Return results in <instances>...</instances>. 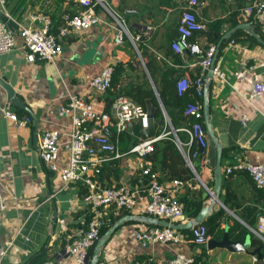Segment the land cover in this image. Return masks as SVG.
<instances>
[{
	"label": "crops",
	"instance_id": "obj_1",
	"mask_svg": "<svg viewBox=\"0 0 264 264\" xmlns=\"http://www.w3.org/2000/svg\"><path fill=\"white\" fill-rule=\"evenodd\" d=\"M86 1L88 0H6L5 10L10 20L16 24V44L9 52L0 55V74L7 77L33 115L21 108L13 110L19 117H30V121L24 126H17L0 115V193L5 202V209L0 215V246L7 240L11 242L8 254L1 264H29L30 259L43 249L44 260L35 264H78L72 257L59 253L62 252L66 232L82 226L90 215V207L83 199L86 187L75 182L63 188L59 174L49 171L41 163L38 156L39 145L34 142L33 135L37 131L39 139L47 129L66 132L70 126V117L58 112V107L66 99L62 94L81 92L86 86V77L99 73L104 64H124L118 87L143 79L144 74L137 68L136 56L130 44L125 42L121 46H115L112 43L113 31L109 26L111 20L102 10H97L101 22L62 38L63 52L53 62L38 58L28 61L25 58L18 33L19 24L30 23V14H45L50 17L52 30L57 34L60 15L63 12L76 13L85 9ZM255 1L259 0H203L196 8V13L205 29L196 32L194 39L202 46L217 44L220 37L235 26L232 22L237 25L249 21L253 29L256 25L264 32V9L261 13L242 15L244 8ZM109 2L116 9L126 6L136 8L138 12L127 17L129 30L138 33L146 25L153 26L149 46L166 59H174L179 64L178 67H172L164 60H156L145 49V62L148 66L157 68L156 78L160 75V68L167 67L179 70L176 78L184 74L192 77L200 72L198 66H191L196 59L193 55L186 52L180 57L170 47L177 37L180 0ZM0 17L6 18L2 13ZM219 20L223 21L216 27ZM32 23L40 24L37 20ZM247 34L249 33L243 29H236L229 38L222 40L215 63L225 74L226 81H211L210 85V117L214 133L222 146V170L233 163L235 157L250 163L264 162V92L251 103L244 99L253 84L263 79L264 45L258 40L259 44H252ZM224 40L227 41L223 42ZM241 66L253 69L245 79L237 81L233 72ZM0 94L5 99L1 88ZM106 95L107 92L99 94L91 91L87 98L105 106L103 98ZM243 115L248 118L245 124L241 122ZM61 140L66 141L67 136L62 135ZM65 151L63 147L62 152ZM134 163L135 157L127 156L114 164H106L108 168L102 174L103 184L132 180ZM195 163L198 164L201 180L211 188L214 183L213 170L207 164L202 165L200 159ZM183 181L186 183L177 193L181 201L204 200L208 196V192L195 177ZM225 198L226 204L223 202ZM219 199L225 215L219 228L209 238L219 240L227 232L229 239L239 240L247 252H231L224 248L208 249L206 244L194 246L188 243L166 245L148 242L142 245L135 239L136 230L156 224L136 219L127 220L118 226L103 247L97 264H165L177 252L194 254V258L201 256V260L208 264H254L250 252L256 249L261 254L264 252V244L250 230V227L256 226L257 216L263 206L260 192L254 188L246 173L234 172L226 176L222 172ZM54 205L57 210L55 223ZM123 214L128 215L120 212L119 216L122 217ZM183 215L180 222L192 218L184 212ZM251 236L259 240L257 246L251 245Z\"/></svg>",
	"mask_w": 264,
	"mask_h": 264
},
{
	"label": "built area",
	"instance_id": "obj_2",
	"mask_svg": "<svg viewBox=\"0 0 264 264\" xmlns=\"http://www.w3.org/2000/svg\"><path fill=\"white\" fill-rule=\"evenodd\" d=\"M202 3L203 0H180L181 13L176 27L177 37L170 44L174 53L180 57H183L186 52L193 55L196 59L191 66H198L200 69L194 79L188 74L176 78L178 93L182 94L189 87H193L196 95L200 97H203L205 75L210 69L216 51L214 43L202 46L197 39L191 40L196 32L205 29L203 23L198 21L196 13V8ZM5 4L6 0H0V13L9 20ZM85 4L86 8L79 12H63L60 15L61 24L57 34L51 31L49 16L41 13L30 14V23L18 25L25 58L28 61L38 58L53 62L63 52L62 38L101 22L102 19L97 10H102L111 20L109 26L113 31L112 43L115 46H121L128 42L134 50L137 64L147 74L149 83L157 96L164 122L154 137L144 140L137 138L138 141L128 149H121V135L126 132L127 122L140 121L142 127H147V108L128 96L119 95L106 111L101 102L87 98L91 91L104 94L111 88L116 63L108 62L99 73L87 76L86 86L81 92L62 94V97L66 99L58 107V112L70 117V126L64 133L58 129L44 130L38 139V156L49 171L59 174L63 188L75 182H80L86 187L83 199L90 207V219L83 222L82 226L66 232L62 252L59 253V255L72 257L78 264H84L89 248L99 237L100 228L110 221V214L117 216L120 212H126L162 219L169 223H181L184 217V204L177 193L186 182L178 178L161 181L159 173L152 169L151 162L147 159V156L154 151L155 144L169 138V134H172L171 139L176 144L186 166L205 190L209 191L195 166L198 159L202 165H206L207 133L202 124V102L188 103L184 114L192 117L194 121L175 128L150 77L143 51L148 49L156 60H164L172 67H178L179 64L174 59H166L149 46L148 40L151 38L153 26L146 25L138 33H132L129 30L127 17L136 14L138 12L136 8L126 6L116 9L110 5L109 0H88ZM263 9L264 0L255 1L244 8L242 15L250 16L252 12L261 13ZM34 20L39 21L40 24H33ZM15 44L14 31L0 17V55L9 52ZM262 66L264 79V60ZM252 69L249 66H241L233 72V76L237 81L243 80ZM211 71L212 81H226V76L217 63H214ZM263 79L256 81L248 91L244 98L247 102L251 103L264 92ZM0 115L10 119L17 126H24L30 121L27 115L19 117L10 108V104L2 94H0ZM247 119V116L243 115L241 122L245 124ZM167 127L168 131H166ZM179 131L185 134V139L179 138L177 134ZM62 135L67 136L64 142L61 140ZM193 144H195L194 149H192ZM63 147L65 152H62ZM200 148L203 151H200ZM131 155L135 157L133 179L111 185L103 184L100 178L102 167ZM222 172L226 176L234 172L246 173L254 188L260 192L263 206L257 216L256 226L250 227V230L264 244V162L250 163L235 157L233 163L228 164ZM4 209L5 202L0 193V215ZM134 236L142 245L148 242H159L166 245L188 243L194 246L207 244L210 237L206 226L202 223L192 226L188 232L156 224L136 230ZM49 245H51L50 241ZM10 246L9 240L0 246V264L7 256ZM194 257V254L177 252L168 258L165 264H191ZM251 259L254 263L258 261L257 255H252ZM262 260L264 261V253Z\"/></svg>",
	"mask_w": 264,
	"mask_h": 264
},
{
	"label": "trees",
	"instance_id": "obj_3",
	"mask_svg": "<svg viewBox=\"0 0 264 264\" xmlns=\"http://www.w3.org/2000/svg\"><path fill=\"white\" fill-rule=\"evenodd\" d=\"M223 20H219L216 22L215 26L217 27L220 22ZM61 24V19L59 25ZM58 25V27H59ZM232 25H236V22H232ZM254 29L260 39L264 41V32L258 29L256 25H254ZM51 31L52 26H51ZM54 33V32H53ZM55 34V33H54ZM249 40H251L252 44H259L256 38L247 34ZM194 39V36L191 40ZM227 40H224L225 42ZM148 72L150 74L151 79L155 85V88L158 92V96L160 101L165 108L172 125L175 128H179L185 124H189L194 121L192 117L186 116L184 114L185 106L190 102L199 101L202 102V97L197 96L194 92L193 87H189L182 94L178 93L177 86L175 84L176 76L179 70H174L173 68H160V75L158 78L155 76V72L157 68L148 66L146 63ZM125 66L123 63L118 62L114 66V73L112 76L111 82V90H107V95L103 98L105 101L104 109L106 111L109 110L113 100L115 97L119 95H125L132 98L134 101L142 104L146 107V101H149L150 104L155 108L154 109V118L160 119L162 118L161 108L159 106V101L157 96L154 93L148 79L143 75V79L137 83H131L125 85L123 87H118L120 76L124 70ZM197 75V74H196ZM191 78H195V75ZM211 91V86H210ZM202 121V119H201ZM204 126V123L202 121ZM179 138L181 140L185 139V134L183 132H177ZM169 138H165L160 140L155 144L154 151L147 156V159L151 162V167L153 170L159 172V176L161 181L165 179H173L179 178L183 180H187L190 178H194L193 173L186 166L185 161L177 149L176 144L171 139L172 134L168 135ZM138 139L127 132H123L121 135V149L126 150L129 146L136 143ZM195 148V144L192 145V149ZM226 151V149H225ZM197 161V160H196ZM114 164V163H113ZM197 170L199 171L198 164H195ZM108 166H103L101 170L100 178L103 179L102 174L107 170ZM162 173H161V172ZM203 199L193 200V201H185L182 200L184 204V213L187 214L188 217H194L198 210L201 207ZM226 204V198L223 201ZM122 215V214H121ZM121 215L113 216L110 214V221L103 225L99 230V237L117 220ZM124 215V214H123ZM225 215V210L223 208H219L217 211L213 212L206 220L202 222L207 228V234L209 236H213L216 230L219 228L222 217ZM90 219V216L85 219V222ZM119 227L116 228V230ZM115 230V231H116ZM98 237V238H99ZM97 241V240H96ZM95 241V243H96ZM91 246L88 252L91 254L94 248V245ZM259 240L253 236H251V245L257 246ZM264 248V247H263ZM44 249L37 252L31 259L29 264L40 263L44 260ZM264 253V252H263ZM262 253V254H263ZM191 264H208L207 262L201 260V256L194 258V261Z\"/></svg>",
	"mask_w": 264,
	"mask_h": 264
},
{
	"label": "water",
	"instance_id": "obj_4",
	"mask_svg": "<svg viewBox=\"0 0 264 264\" xmlns=\"http://www.w3.org/2000/svg\"><path fill=\"white\" fill-rule=\"evenodd\" d=\"M6 21L7 26L12 30L15 31L16 24L12 20H7L6 18L3 19ZM236 29H243L247 31L251 36L256 38L261 44L264 45V41L260 39L252 28V25L249 21L241 22L235 25L233 28L226 31L218 40L216 44V51L212 59V64L210 69L206 72L205 79H204V86H203V97H202V111H203V122L207 133V145H206V164L213 170V186L209 188L208 196L202 201L201 207L198 210L197 214L187 220L186 222L181 223H169L168 221L157 219L150 216H134L131 214L124 215L118 220H116L96 241L93 251L90 254L89 252L86 255L84 264H97L100 254L103 250V247L115 232L116 228L120 226V224L124 223L125 221L130 220H142L144 222H148L150 224H157L161 226H171L172 228L178 230H188L192 226L202 223L206 220L213 212L217 211L220 207H222V203L219 199L220 188L222 183V168H221V159H222V146L217 137L214 133L211 117H210V85L212 81V68L214 66L216 56L220 47V44L223 39H227L231 36V34ZM142 74L148 79L147 74L142 71ZM149 81V80H148ZM0 88L5 93V99L10 104V108L12 110L16 108H21L29 113H32L31 109L27 106L24 100H22L16 90L14 89L13 85L8 82L7 77L4 74H0ZM146 108H147V115H148V125L147 127H142L141 122H133L129 121L126 124V132L131 134L132 136L139 138V139H146L154 137L160 127L163 125L164 119H155L154 118V107L150 104L149 101H146ZM34 122L36 119L34 117ZM34 142L38 144V133L37 131L33 135ZM200 151H203L200 148ZM53 202V199H50ZM57 216V210L54 205V218L53 222L55 223ZM207 248L214 249V248H224L231 252H247L243 243L239 240H230L228 237L227 232H224L221 239L216 240L214 238H209L207 241ZM250 254L254 255L257 254L258 261L254 264H264L262 260V254L256 249Z\"/></svg>",
	"mask_w": 264,
	"mask_h": 264
},
{
	"label": "rangeland",
	"instance_id": "obj_5",
	"mask_svg": "<svg viewBox=\"0 0 264 264\" xmlns=\"http://www.w3.org/2000/svg\"><path fill=\"white\" fill-rule=\"evenodd\" d=\"M137 68H138V70H142V68H141V66L140 65H137ZM155 86V85H154ZM169 130V128L167 127V129H166V131H168ZM132 157H133V155H131Z\"/></svg>",
	"mask_w": 264,
	"mask_h": 264
}]
</instances>
